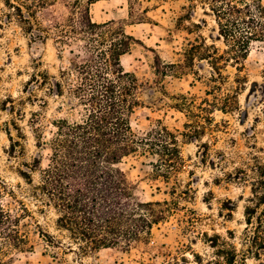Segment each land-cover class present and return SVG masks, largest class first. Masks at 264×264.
<instances>
[{
	"label": "rangeland",
	"instance_id": "obj_1",
	"mask_svg": "<svg viewBox=\"0 0 264 264\" xmlns=\"http://www.w3.org/2000/svg\"><path fill=\"white\" fill-rule=\"evenodd\" d=\"M5 1L8 0H0V180L26 205L45 236L39 235L31 222L29 248L9 252L6 260L10 264H225L216 255L223 244L227 249L234 247L238 260L244 255L245 264H264V256L255 259L246 252L250 234L243 215L246 206H254L249 201L253 193L261 192L257 167L264 166V43L252 44L243 63L240 76L245 83L238 95L239 110L213 113L211 116L220 127L206 131L198 140L186 141L181 136L186 119L172 108L173 97L183 94L202 98L205 84L192 75L159 78L154 65L181 61L183 50L198 37L207 46L224 49L206 0H100L90 5L94 23L113 22L139 42L121 58L123 69L141 83L138 96L142 105L130 118L133 131L141 134L159 121L177 137L184 163L173 180L164 183L155 176L151 158L136 155L123 159L118 168L137 199H174L171 213L152 228L148 244H134L128 251L116 248L84 252L82 244H74L56 228L54 209L34 192L38 171L32 174L33 186H28L17 173L27 171L23 164L32 165L35 158L42 169L48 164V146L37 145L32 114L40 117L37 126L42 142L54 132V120L75 116L60 113L62 99L47 96L44 91L36 90L38 100L32 101L23 93L36 68L57 76L71 57L70 48L60 57L53 40H33ZM16 1L19 2L10 0ZM53 3L39 15L61 9L62 0ZM195 70L201 78L211 72L205 62H196ZM224 73L229 75L228 85H232L236 71L228 67ZM6 131L22 147V154L16 158L6 154L10 147ZM2 203L14 208L8 196H3ZM231 205L233 211L228 210ZM260 210H264V205ZM213 237L218 238L217 248L209 241Z\"/></svg>",
	"mask_w": 264,
	"mask_h": 264
},
{
	"label": "trees",
	"instance_id": "obj_2",
	"mask_svg": "<svg viewBox=\"0 0 264 264\" xmlns=\"http://www.w3.org/2000/svg\"><path fill=\"white\" fill-rule=\"evenodd\" d=\"M53 1L4 2L33 40L51 39L60 57L68 48L71 56L57 76L36 68L26 82L23 93L29 100H38L34 95L36 90L44 91L47 96L62 99L60 113L75 116L54 120L51 123L54 132L42 142L37 126L40 117L32 114L37 145L48 146V164L42 169L35 158L32 165L23 164L27 171L17 173L28 186H33L32 174L38 171L34 192L54 209L56 228L65 232L74 244H82L84 252L116 248L128 251L134 244H148L152 228L167 220L174 199L139 201L118 165L130 156L151 158L155 176L169 183L183 167L179 143L159 121L141 134L131 127L130 118L142 105L138 96L141 83L123 69L121 58L139 42L113 22L92 21L90 5L100 0H62L61 9L39 15L41 10L53 7ZM262 2L206 0L224 49L207 46L198 37L183 50L181 61L155 62L154 70L159 78L192 75L205 84L202 98L183 94L173 97L172 108L186 119L181 134L186 141L198 140L206 131L220 127L214 122L213 113L239 110L238 95L245 83V78L240 76L243 63L252 44L264 43ZM192 27L199 28L197 24ZM196 62H205L210 68L206 78H201L195 70ZM228 67L237 73L232 85H228L229 75L224 73ZM6 134L10 142L6 154L16 158L22 154V147L9 132ZM257 172L261 192L253 193L249 201L254 206H246L243 212L246 232L250 234L246 252L255 259L264 256V210H260L264 205V166H258ZM3 196L13 200V209L3 205ZM228 210L233 211V205ZM31 222L39 235L44 236L30 210L0 180V264H10L6 260L9 252L29 248ZM209 239L211 246L217 248L218 238ZM221 247L216 255L225 264H245V256L238 260L234 247L227 249L223 244Z\"/></svg>",
	"mask_w": 264,
	"mask_h": 264
}]
</instances>
